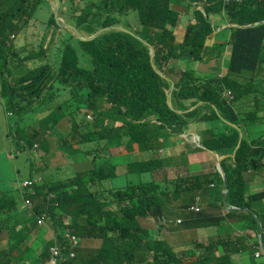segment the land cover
<instances>
[{
    "label": "trees",
    "instance_id": "1",
    "mask_svg": "<svg viewBox=\"0 0 264 264\" xmlns=\"http://www.w3.org/2000/svg\"><path fill=\"white\" fill-rule=\"evenodd\" d=\"M40 6L48 7V0H0V76L8 106L19 112L32 108L35 99L43 97L50 90V83L56 81L64 87L61 92L65 91L68 96L64 104L74 99L76 112L89 110L94 115L92 122L81 121L86 131L80 144L97 148L84 153L85 156L95 155L91 167L66 179L42 180L35 186L38 199L35 215L53 217L62 244H65L62 239L67 229L79 239L101 240L98 249L86 251L74 260L79 259L81 264H123L124 261L143 264L134 254L142 250L147 255L150 247L143 243L147 232L139 225L138 217L161 218L165 214V203L179 200L181 192L195 184L217 181L224 188L216 171L195 178L191 184L188 179L174 181L171 189L174 192L167 191L165 182L143 180V175L163 166L162 160L153 158L129 163L125 186L102 189L116 177V164L104 154L110 147L125 145L128 153H132L133 145L137 144L139 151L158 152L171 135H179L193 125L199 131L204 148L220 155L232 154L240 138L239 129L229 122L243 131L234 159L222 161L229 202L240 210H232L229 215L237 218L238 229L261 234L264 243V215L252 211V203L262 202L264 192L248 194L245 175L249 170L264 169V138H250L244 133L242 123L248 125L252 117L238 114L232 103L244 93L255 90L254 86L249 87L233 76L243 75L245 71L249 72L247 75H264V0H61V9H68L61 12L66 22L88 36L111 26L124 27L130 33L111 30L93 40H80L60 28L51 12L49 25L60 30L59 40L65 32L68 34L63 41L57 74L52 66L44 64L29 69L15 85H10L3 74L9 70V59L16 58L13 45L8 44L9 36L25 27ZM177 6L190 11L182 41H178L175 33L182 17ZM219 18L231 24L226 27L230 43L227 74L200 78L193 69L175 71L173 59L207 60L204 58L206 41L216 33ZM143 41L154 49V66L151 49ZM226 42L215 43L213 50L223 48ZM42 53L41 49L36 57H42ZM24 62L25 58H18L19 65ZM171 74L179 79L172 81ZM171 83H174L173 88ZM261 86L264 87V83L258 88ZM225 88L235 94L231 102L223 95ZM168 95L171 106L167 103ZM63 106L53 102L49 107V114L42 123L50 130L57 124L56 116L61 115ZM51 119L53 122L49 124ZM216 120L218 123L214 126L212 123ZM116 123L121 125L116 126ZM79 125L77 120L73 122L68 137L78 131ZM24 135L25 146L31 151L35 137L30 131ZM99 141H105V146ZM61 149L73 161L81 156L73 147L61 146ZM50 193L55 195L54 199L48 198ZM186 200L190 201L188 198L180 201L185 203ZM8 202L9 205L3 206ZM18 202L15 192H0V213L10 209V205L16 207ZM114 207L117 212L112 210ZM202 213H190L188 221L195 220L196 227L216 224L222 229L223 218ZM64 217H71L72 222L66 225L62 221ZM3 229L0 223V231ZM150 237L154 241L150 264H214L213 254L221 246L224 255L215 261L232 264L228 251L235 254L245 249L244 243L250 238L242 234L226 242H195L190 256H180L161 238L158 230Z\"/></svg>",
    "mask_w": 264,
    "mask_h": 264
},
{
    "label": "crops",
    "instance_id": "2",
    "mask_svg": "<svg viewBox=\"0 0 264 264\" xmlns=\"http://www.w3.org/2000/svg\"><path fill=\"white\" fill-rule=\"evenodd\" d=\"M50 5L53 7L52 3H50ZM177 8L180 10L182 17L180 20V24L175 29V32L176 35H177V31L179 32L181 38L177 36V39L181 40L184 34L185 25L188 23V18L190 19V11L185 9L183 6H177ZM227 26H229V24L224 18L218 19V27L216 28V33L212 34L210 38L207 39L206 41L207 50L204 58L206 57L207 60L206 62H202L199 65V69L208 70L210 66H212L211 67L212 69L214 65H217L219 62L222 64V66L226 65L225 60L224 58H222V56L224 53L229 51V44H227L224 49L216 47V50L214 51L213 48L215 43L227 41L229 35V31L226 30ZM43 28L44 30H40V32L48 33L49 31H51L49 27H45L44 25ZM26 37H27L26 43L18 48L25 47L26 50H28V46L31 43H29V36ZM65 37H66L65 34H63L62 40L65 39ZM11 38H15V35H11ZM62 40L56 39V41L59 42H61ZM221 51L222 54H220ZM26 54L27 52L23 53V55ZM57 59L58 57H56V60L53 62L55 66L57 65ZM34 63H38V60L29 61L27 63V66L25 67H31ZM177 63L180 64V60ZM184 64L186 65L187 68L186 61ZM247 74H249V72L246 71L243 72L242 75L243 80L251 76H254L258 85L261 82L264 83L263 75H247ZM200 76H204V75H200ZM20 77L21 76H13L12 73V82ZM57 84L60 85L58 82H55L52 86H50V90L47 92L44 101H39L38 103L42 102L41 104H45L47 100L51 99L55 105H60V100L63 98L64 95L67 94L61 92V88L57 87L56 86ZM60 86L62 87V85ZM53 90L55 91L51 93L50 91ZM249 96L251 98L250 103L249 101H245V104L242 106V108H246V104H249L251 110L252 109L256 110L258 118L257 120H255V123L258 125L260 132H262L261 134L258 135V137L263 136L264 138V87L261 86L255 89L252 94H249ZM36 104L33 103L32 107ZM40 112L36 114L35 117L33 118V127H35V129L33 131H30L31 135L35 137V142L39 145L38 150H39L40 164L38 165V168L42 166L40 170L43 174H40L37 180L44 178V176L53 173L57 169H60L59 172H61L62 174H66L70 176L74 172V170L71 171L72 167L70 165L60 166L55 170L50 169L48 165L49 162L58 159L61 154H64L63 150L61 149V145L59 144V139L67 132L66 129L69 128V122L65 117L56 116V118L58 119V123L55 125V128L52 131L49 130L45 131L44 129L48 127L47 125H44L42 121L47 118L49 112L44 111V114H41ZM9 113L11 114V112ZM52 122L53 119L49 120V124H52ZM54 136L55 139H53ZM196 136L197 137L199 136L198 129L195 128L194 125L190 126L189 129L185 131L184 134H180L178 136L172 135L169 142H167L166 146L160 150L159 152L160 158L163 159L164 161V168L167 167L166 164H170L171 161L174 162V166L169 169V175L167 178L168 180L176 178V176L178 175L182 177L196 178V176L200 174H213L218 170L217 159L218 156L220 155L208 150L198 151L197 148H200V146L194 143V137ZM73 146H74L73 147L74 150L77 149L79 152L81 151L80 147H78L77 145H73ZM113 150H119V148L115 147L110 149V151ZM0 153L6 156L5 146L2 147V149L0 148ZM140 153H142L141 158L137 156V154ZM154 154L155 153L153 152H141V151L136 153V148H135V150L132 153L127 154L125 157H118L117 155H111V159L118 165V167H117V177L114 180H112L109 184H107L108 187L113 188L114 181L120 177H124L128 179L127 170L124 173L119 172V168L122 166V164L127 165L129 162L141 161L142 159L149 160L153 158ZM9 157H11V154H9ZM118 158H122V160H118ZM224 158L222 159V161L224 160ZM79 160L80 159H78V161ZM71 161L72 163L76 162L73 160ZM77 164H80V162ZM196 166H200L199 171L195 169ZM160 179H162L161 181L165 180L164 178H160ZM246 180H247L248 194H261L264 192V169L258 170L256 172L249 171L248 173H246ZM213 183H215L216 186L211 187L204 185L195 188H188L187 190H185L186 191L185 197L183 196V194H181L182 197L179 200H177L179 202L177 203L176 207L182 204V202L180 201L182 198H188L190 200L191 205L193 204L194 202L193 200L195 198V199H200V201L203 202V206H204L203 209L205 213L207 214L209 212L214 213L216 207L220 206L226 215L227 209H226V205L224 204V196H223L224 190L222 191L221 194V191L218 188L217 183L216 182ZM7 188L8 189H0V192H7L9 190L15 192L16 196L19 197V202L16 207L10 205L11 206L10 209H6L0 213V223H2L3 227H5L3 231H0V264H26L23 263V258L25 255V245L29 242V240H27V236L30 235L32 237H35L36 243L42 248H45V246L55 243V239H53L54 227L53 224L52 223L50 224L47 220L45 222V225H41V226L37 225L34 219L32 221H28L27 217H30V214L28 213L26 207L23 204L22 193L19 191L18 185L11 184V186ZM205 198H207L209 202L216 203L217 205L214 204L210 206V203L207 200H204ZM172 202L173 200L171 201V204ZM257 203L258 206L254 209V211H257L259 209V206H261L264 210V199L262 202H257ZM5 205H9V202L4 204L3 206ZM180 217L183 219L182 221L183 225H178V227L175 229V231L177 232H173V233L179 234L181 239L190 238L192 241L196 240L198 242L227 239L231 237V235L226 234L228 233L227 230L229 229V226L235 223V220H237L235 216L229 215L225 219V221H227L228 223L227 226L224 225L225 229L223 228L221 229L220 227L219 228L208 227L206 229H203L205 226L196 227V225H194L195 220L188 221V218L184 217L183 215H180ZM140 222L142 227L150 232L151 236L156 234L157 228L155 226L156 224L153 218H141ZM219 229H221L223 233H220L218 231ZM158 232L159 235L162 236V230H158ZM239 233L241 232L239 231ZM247 233L250 235L248 246L253 245L254 242H256L257 240L259 241V234L257 232H255L256 237L253 231H247ZM10 238H12L11 240L13 242L11 244L9 243ZM100 245H101V240L99 239H82L80 244V248L82 249L81 252L90 249H98ZM182 246L184 247V244H182ZM19 254L22 255L19 256ZM244 254H249V253L248 251H244L241 254L236 255L235 257H239L240 262H242L241 259ZM216 255H219V250L216 252ZM261 260H262L261 264H263L264 258H262ZM45 264H47V261L45 262Z\"/></svg>",
    "mask_w": 264,
    "mask_h": 264
},
{
    "label": "rangeland",
    "instance_id": "3",
    "mask_svg": "<svg viewBox=\"0 0 264 264\" xmlns=\"http://www.w3.org/2000/svg\"><path fill=\"white\" fill-rule=\"evenodd\" d=\"M230 1L237 2L239 0H229V2ZM44 9H45V6H40L35 11V13H33V15H31L30 23L27 26H25L24 28L20 29V31L16 32L17 37L13 41V43H14L15 47H20L21 45H24L26 43V41H27L26 36H29V43H31L28 46L29 52H31L32 50L38 51L40 48L39 46L43 45L42 50H44L45 58L42 57L41 63H37L36 67L41 65V64H44V63H49L54 68L53 62L56 60V53L58 52V49L56 47L57 41L55 40L54 37L51 38L50 32H48V33L40 32V30H44V28H43L44 21L47 19V16H48L47 10H44ZM50 26H52V25H50ZM70 31H73V30H70ZM81 35L86 37L87 33L83 31V32H81ZM177 36L179 38H181L178 31H177ZM49 40H51V41L48 43ZM16 51L18 52L19 49H16ZM222 58H224L225 64L227 65V62L229 59V53L228 52L224 53ZM172 61L174 63L175 71L178 69L185 70L184 68H186V65L184 63L186 61L187 68L193 69L195 75L200 77V78H211V77L214 78V77H217L219 75V72L225 73V74L227 73L226 65H224L222 68V64L220 62L217 65H214V67L212 69H211L212 66H210L208 70H201V69H199V65L202 62H206L205 60L200 62V61H195V60H190V59H184V60H180V64L177 63L179 61L178 59H173ZM1 64L2 63L0 61V66H1ZM15 64H17L16 61L9 59L8 66H7L9 70L4 75V79H6L10 84H14L16 81V80H14L12 82V72H13ZM25 66H26V64H21V66L18 69H16L15 75L20 76L23 71L27 70V67H25ZM28 68H32V67H28ZM58 69H59L58 67L54 68L55 74L58 72ZM3 70L4 69H2V72H3ZM200 75H204V76H200ZM221 75H224V74H221ZM172 76H174L173 77L174 80L177 79L176 75H172ZM233 78H236V77L233 76ZM252 84L255 88H258L257 81L251 82V85ZM56 86L61 88V86L58 84ZM1 89H2V78L0 76V148L2 149V147H4V146L6 147V156H4L2 153H0V189H8L7 187L11 186V184L12 185H18L19 183H21L23 180H25L27 178H30L32 176L35 178H38L40 176V174H43L40 170L42 166L40 168H38V165L40 164L39 150H33L32 152H30V150L25 146L24 142H25L26 138H25L24 134L28 131H33L35 129V127H33V118L40 111H41L40 112L41 114H44V111H48L49 107L53 105V102L51 99H49L46 101L45 104H41L42 102L38 103L39 101H44L45 94L48 92L47 91L43 97L35 99L34 103L35 104L38 103V104H36L32 108L30 107L29 109L20 113L17 110H14L13 108H10L7 105L6 97L3 96ZM55 90L50 91V92L52 93ZM65 99H66V96H64L60 100V104L64 105L63 111H65L66 114L73 116V114H70V113L76 112V110L74 109L76 102L74 99H69V101L66 102V104H64ZM245 101H249V103H250L251 98H250L249 94H244V95H241L240 97H238L233 102V106L235 108V111L238 114L243 115L246 113V114H249L250 117H252V122L246 126L245 132L247 134H249L250 137L255 138V136H258L262 132H260L258 125L255 123V120H257V118L252 113L253 109L251 110V108L249 107V104H246V108H242V106L245 104ZM55 103H56V100H55ZM9 112H11V114ZM84 112H86V110L82 111V113H84ZM90 115L92 117L91 113H90ZM217 123H218V121L216 122V124ZM70 130H71V125L69 128L66 129V131L69 132ZM53 139H55V136L53 137ZM134 146L136 148V153L139 152L138 147L136 145H134ZM134 146H133V151L135 150ZM118 148H119V150H113V151L109 150L110 154L111 155H117L118 157H125L127 155V152H128L127 147H125V145H122V146H119ZM9 154H11V157H9ZM137 156L139 158H141L142 153L137 154ZM157 157L160 158V153L154 154L153 158H157ZM92 158L93 157H91V156H84L83 158H81L79 160L80 164H73L70 159H67L64 156V154H61L58 159L49 162L48 165H49V168L52 170H55L56 168H58L60 166L70 165L72 167L71 171L72 170L80 171V170H86V169L91 167V165L93 164ZM118 160H122V158H118ZM145 160L146 159H142L141 161H145ZM231 161H232V159H231ZM166 166L167 167H165V168L163 167V168H160L156 171H153L152 172L153 175H152V173L143 175V180L146 182L152 181L153 177L155 178V180H162L160 178L167 179L168 175H169V169L174 166V162L171 161L170 164H166ZM195 169H197V171H199L200 166H196ZM126 170H127L126 164H122V166L119 168L120 173H124ZM55 172L58 175V177L61 179L69 177V175H64V174L59 173L58 170H56ZM158 177H160V178H158ZM126 182H127L126 178L120 177L114 181V186L115 187H121V186L125 185ZM167 186H168L167 191L174 192L173 190H171L172 186H170V185H167ZM247 193H248V191H247ZM181 194H183V196L185 197L186 191L181 192ZM204 200H207L209 202V200L207 198H205ZM204 200H202V201H204ZM178 202L179 201H174V205L176 206ZM187 203H190V201L186 200L185 205ZM209 203H210V206L216 204V203H212V202H209ZM198 204L200 207L198 205H192V207H190V208H195L197 210H199V208H201L200 212H202V209L204 208L203 202H199ZM256 204L254 202L252 203V211L258 206V203H256ZM177 212H178L177 209H175L172 215L167 216V221L172 220V222L171 223L168 222L166 227L163 226V223H162V225L161 224L158 225V223H156L155 226H156V228H158V226H160V227L162 226L161 238L168 241L170 246H172L174 252H176L179 255L183 254L186 256H190L191 250L194 249L193 243L198 242V241H196V240L192 241L190 238L181 239L179 234L173 233V232H177V231H175V229L178 227V225H176V223H175V216H176ZM208 212H209V210H208ZM257 213L260 216L264 215V210L261 206H259ZM209 214L217 216L218 218H223L225 216L224 211L220 207L219 208L216 207V210L214 211V213L209 212ZM225 223H227V221H225L223 223V225H222L223 229H225V226H224ZM213 225H214L213 227L219 228L216 224H213ZM231 225H233V224H231ZM226 226H227V224H226ZM208 227H212V226L206 225L203 229H206ZM261 228H262V226H261ZM234 229L236 230L235 232L228 231V230H230V229H228L227 230L228 233H226V234H230L233 239H236L239 237V235H241V233H239L238 228L236 226ZM218 231L220 233H223V231L221 229H219ZM11 239L12 238H10V240H9L10 242H12ZM27 240H29V242L25 245V255L23 258V263H26V264H45L46 257L49 256L48 250H45L44 248L39 246L36 243L35 237L28 235ZM182 244H184V247L182 246ZM260 249H262V247ZM216 252L217 251H215L214 254H216ZM228 254L230 255L232 264H261L262 263L261 259L264 258V251L261 252L258 257L244 255L241 259L242 262H240L239 257L234 256L233 251H228ZM21 255L22 254H19V256H21ZM215 256L216 257L213 256V263L217 264V262L215 261V258L218 259V255H215ZM260 257H261V259H260ZM190 259L191 258H188L187 260H190ZM63 261H64L63 259L57 260V262L59 264L63 263ZM66 262H69V261L66 259ZM75 264H79V263L76 262Z\"/></svg>",
    "mask_w": 264,
    "mask_h": 264
},
{
    "label": "clouds",
    "instance_id": "4",
    "mask_svg": "<svg viewBox=\"0 0 264 264\" xmlns=\"http://www.w3.org/2000/svg\"><path fill=\"white\" fill-rule=\"evenodd\" d=\"M60 1V9H59V17H60V19L61 20H63L65 23H67L66 22V19L64 18V15H63V13H61L62 11L63 12H67L68 11V9H61V0H59ZM223 1H225V2H229V0H223ZM242 1H244V0H239V1H237V2H242ZM48 2H49V6L48 7H45V9L44 10H47V19L44 21V26L45 27H49L50 29H51V31H49L50 33H51V38L52 37H54L55 38V40L56 39H59V37H60V30H57L55 27H53V26H50L49 25V20H50V15H51V12L53 13V9L56 7V2H55V0H48ZM50 3H52L53 4V7L50 5ZM54 14V13H53ZM55 17V16H54ZM225 19V18H224ZM30 21H31V19H29V21H28V23H27V25L30 23ZM56 21V20H55ZM227 21V20H226ZM228 22V21H227ZM57 23V22H56ZM67 24H69V23H67ZM229 24V23H228ZM26 25V26H27ZM57 25L59 26V24L57 23ZM69 25H71V24H69ZM229 25H231V24H229ZM232 25H236V24H232ZM71 26H73V25H71ZM60 28H62L61 26H59ZM73 27H75V26H73ZM121 27V26H120ZM185 27H186V25H185ZM228 27V26H227ZM24 28V27H23ZM76 28V27H75ZM124 28V27H123ZM62 29H65V30H67L68 31V33H70V34H72V35H74L76 38H78L77 37V33H79L80 35H81V32H83V31H80L78 28H76V31H70V30H72V29H70V28H62ZM126 29V28H125ZM57 31V32H56ZM115 31V30H114ZM185 31V30H184ZM75 33V34H74ZM106 33V32H105ZM65 34V39H67L68 38V34H67V32H65L64 33ZM104 34V33H103ZM11 35H15V38L17 37V34H16V32H13L12 34H10V36H9V41H8V44L10 43V44H12L13 45V52L16 54V58H13L12 60H14V61H16L17 62V64H15V66H14V69L13 70H15L14 72H12L13 73V76H16L15 75V72H16V69H18L21 65H19L18 64V58H25V62L24 63H22V64H26V66H27V63L29 62V61H31V60H33V61H35V60H38V63H41V61H42V57L43 58H45V55H44V50H42L43 51V53H42V57H36V54L42 49V47H43V45H41V46H39L40 48H39V50L38 51H34V50H32L31 52H29L28 50H26V48L25 47H23V48H18V47H15L14 46V43H13V41L15 40V38H11ZM94 35V34H93ZM82 36V35H81ZM92 36V35H91ZM82 37H84V36H82ZM88 37H90V36H86L85 38H88ZM65 39H63L61 42H59V41H57V43H56V47H57V49H58V52L56 53V57H58V59H57V65L55 66L54 65V68L55 67H58L59 68V62H60V56H61V51H62V47H63V41L65 40ZM79 39V38H78ZM182 39H183V37H182ZM182 39L181 40H179V41H182ZM81 40V39H80ZM51 40H49L48 41V43L50 42ZM143 42H145V41H143ZM227 44H229V51H228V53H230V43H229V41H227L225 44H224V46H223V49L225 48V46L227 45ZM207 46V45H206ZM149 47V46H148ZM150 48V47H149ZM16 49H19V51L17 52L16 51ZM151 49V48H150ZM25 52H27V54L26 55H23V53H25ZM220 54H222V52L220 53ZM151 55H152V52H151ZM11 57H14V55H12ZM11 59V58H10ZM178 60H184V59H178ZM36 64L37 63H34L31 67L32 68H28L27 67V70H25V71H23L22 72V74L20 75V76H23L29 69H33V68H35L36 67ZM44 64H49V63H44ZM44 64H41V65H44ZM54 64V63H53ZM41 65H39V66H41ZM50 66H51V64H49ZM39 66H37V67H39ZM224 66V65H223ZM223 66H222V68H223ZM52 68H53V66H52ZM54 68H53V70H54ZM226 68H227V66H226ZM187 69V68H186ZM59 70V69H58ZM178 70H183V69H178ZM227 72H228V70H227ZM5 73L6 72H4L3 74L5 75ZM55 74V73H54ZM57 74V73H56ZM221 74H224V75H221ZM227 74V73H226ZM225 73H221V72H219V75H218V77H222V76H225L226 75ZM0 75H1V73H0ZM196 76V75H195ZM174 76H172V78H171V80L172 81H177L178 79H179V77L178 76H176V78L177 79H175L174 80V78H173ZM235 77L236 78H234V79H237V80H239L240 82H242L243 84H248V86L249 87H252L253 88V84L251 85V82H253V81H256V79H255V77L254 76H251V77H249V78H247V79H245V80H243L242 79V74H239V75H235ZM19 79V78H18ZM17 79V80H18ZM17 80L15 81V83L14 84H10L9 82V84L10 85H15L16 84V82H17ZM170 81V80H169ZM56 81H52L51 83H50V86H52L54 83H55ZM173 86H174V83H171V87L173 88ZM64 89V87L62 86L61 87V90H63ZM254 89H257V88H254ZM48 91V90H47ZM46 91V92H47ZM64 94H65V91H62ZM2 94H3V96L4 97H6V95L4 94V92H3V89H2ZM244 94H252V92H246V93H244ZM243 94V95H244ZM223 95H224V97L228 100V101H232L234 98H235V94L231 91V89H229V88H225L224 90H223ZM64 96H66V98L68 97L67 95H64ZM63 96V97H64ZM169 97H170V95H168ZM6 100H7V98H6ZM236 100V99H235ZM235 100H233V102L235 101ZM167 101H168V98H167ZM232 102V103H233ZM8 103V102H7ZM168 103V102H167ZM170 106H171V102H170ZM235 109V108H234ZM14 110H17V109H14ZM18 111V110H17ZM82 111L83 110H80V111H78V112H75V113H70V114H73V116H70V115H68V114H66L65 113V111H62L61 112V115H60V117H65L67 120H68V122H69V127H70V125H71V130L68 132H66L63 136H61L60 137V139H59V144L61 145V146H64V147H69L70 146V148H72V147H74L73 145H77L78 147H80V149H81V151L79 152L77 149H76V151H78V153H80L81 154V156H80V158L79 159H81V158H83L85 155H84V153H85V151L87 150V149H97L94 145H87V144H80L81 143V141H82V138H83V136H84V134H85V128H84V126H82L81 125V121H84V120H87L88 122H92L93 120H94V115H93V113L91 112V111H89V110H86V112H84V113H82ZM19 112V111H18ZM24 112V111H23ZM253 112L256 114V118H258L257 117V113H256V110L255 109H253ZM21 113V112H20ZM90 113L92 114V117H91V115H90ZM75 120H77L78 121V123L80 124L79 126H80V128L78 129V131L77 132H75L74 133V135L72 136V137H68L69 136V134L72 132V127H73V122L75 121ZM216 122H217V120L215 121V122H213L212 124L215 126V125H217L216 124ZM58 123V122H57ZM108 123V121H106V124ZM230 123V125H232V126H234V127H236L237 129H239V132H240V138H239V140L241 139L242 140V130L240 129V127L239 126H237L235 123H233V122H229ZM119 125H121L120 123H116V126H119ZM246 126H247V124H246V122H244L243 121V123H242V127H243V130H244V133L245 134H247L246 132H245V128H246ZM53 128H55V126L53 127ZM189 129V128H188ZM188 129H186V131L188 130ZM45 131H52V130H50L49 128H45L44 129ZM185 132H183V133H181V134H184ZM180 135V134H179ZM247 135H249V134H247ZM176 136H178V135H176ZM250 136V135H249ZM171 137H172V135H171ZM170 137V138H171ZM258 137V136H257ZM260 138H262L263 136H259ZM170 138H169V140H170ZM250 138H252V137H250ZM64 140H67V142H65ZM169 140H168V142H169ZM34 143H36L35 141H34ZM99 143L101 144V145H103V146H105V141H99ZM194 143L196 144V145H198V146H200V148H197V150L198 151H205V150H207V149H205L204 148V146L201 144V139H200V135L197 137H194ZM238 143H239V141H238ZM238 143H237V145H238ZM240 143H241V141H240ZM167 144V143H166ZM72 145V146H71ZM236 145V146H237ZM240 145V144H239ZM134 146V145H133ZM136 146L138 147V145L136 144ZM166 146V145H165ZM38 147H39V145L36 143V144H34L33 145V148H32V150L30 151V152H32L33 150H38ZM115 147H119V146H112V147H110V149L111 148H115ZM239 147V146H238ZM109 149V150H110ZM163 149V148H162ZM236 149V148H235ZM161 150V149H160ZM160 150L158 151V152H153V153H159L160 152ZM237 150H238V148H237ZM208 151H210V150H208ZM235 151V150H234ZM64 152V151H63ZM141 152H152V151H141ZM211 152H213V151H211ZM216 153V152H215ZM236 153V152H235ZM64 154H65V157L66 158H68V156H67V154L64 152ZM104 154L105 155H109L110 157H111V154H110V152L109 151H107V152H104ZM127 154H129L128 152H127ZM216 154H218V153H216ZM220 155V154H219ZM95 155H91V157H94ZM228 157L230 160L232 159H234V156H235V154H234V152L232 153V154H226V155H220V157ZM225 157V158H226ZM157 158H159V157H157ZM225 158H224V160H225ZM227 158V159H228ZM93 159V158H92ZM159 160H162L163 161V159H161V158H159ZM218 160V159H217ZM223 160V161H224ZM113 161V160H112ZM79 161L77 160L75 163H73V164H77ZM114 162V161H113ZM132 162H136V161H132ZM263 162H264V159H263ZM115 163V162H114ZM129 163H131V162H129ZM128 163V164H129ZM116 164V163H115ZM127 164V165H128ZM117 167H118V165L116 164V177H117ZM164 167V161H163V166L161 167V168H163ZM222 168H223V166H222ZM217 169H218V167H217ZM58 171L60 170V169H57ZM224 170V169H223ZM261 170H263V169H261ZM81 171V170H80ZM249 171H252V170H249ZM248 171V172H249ZM75 172H77L76 170L74 171V173ZM127 172H128V166H127ZM217 172L219 173V175H220V177L222 178V180H223V186H224V188H222L221 187V185H219L218 183H217V181H213V182H216L217 183V185H218V188L220 189V191H221V194H222V191H223V196L225 195V192H226V197L224 196V204L226 205V209H227V212H226V215L223 217V222H222V224H221V226L223 225V223L225 222V219H226V217H228L229 216V213L232 211V210H235V211H240L238 208H236V207H233L231 204H230V202H229V199H228V196H227V194H228V190H227V176H226V186L224 185V179H223V176L221 175V173H220V171L219 170H217ZM225 172V171H224ZM247 172V173H248ZM59 173H61V172H59ZM74 173L72 174V175H70L69 177H72L73 175H74ZM62 174V173H61ZM226 174V173H225ZM64 175H66V174H64ZM152 175H153V173H152ZM202 175H206V174H200V175H198V176H196V178H198V177H201ZM246 175V174H245ZM115 177V178H116ZM68 178V177H67ZM114 178V179H115ZM52 179H54V180H59V179H61V178H59L58 177V175L56 174V172L54 171L53 173H51V174H47L46 176H44V178H41L40 180H37V178H35V177H30V178H27V179H25V180H23L21 183H19L18 184V189H19V191L22 193V199H23V204H24V206L26 207V209H27V211H28V213L30 214V217H27V220L28 221H32L33 219L35 220V223L37 224V225H39V226H41V225H45V222H46V220L51 224H53V227H54V235H53V239H55V243L54 244H51V245H47V246H45V250L46 249H48V252H49V256H47L46 257V260H45V262L47 261V264H59L58 262H57V260L58 259H63L64 261H63V263H61V264H75L76 262H78L79 264H81V262L79 261V259H77V261H75L74 259L78 256V258H79V256H80V254L81 253H84V252H86V251H94V250H96V249H90V250H85L84 252H81V248H80V244H81V240L82 239H79L76 235H74V234H72L71 233V230L70 229H67L66 230V232H65V234H64V239H62L63 241H64V243L66 244H62L60 241H59V238H58V233H57V230H56V221L53 219V217L50 215V214H44V215H42V216H37V215H35V210H36V204L38 203V199H37V193H36V191H35V186L37 185V184H39L42 180H44V181H47V180H52ZM63 179H66V178H63ZM113 179V180H114ZM153 179L155 180V178L153 177ZM181 179H188L189 181H190V184L192 183V182H195L196 180H195V178H188V177H182V176H180V175H178V176H176V178H173V179H171V180H168V179H165V180H163L162 182H165L166 183V185H170V186H174V181H178V180H181ZM112 181V180H111ZM111 181H109L107 184H109ZM159 181H161V180H159ZM26 182H29V184H27V185H24ZM127 182H128V179H127ZM127 182H126V184H127ZM213 182H210L209 184H200L199 186H197V184H195V185H193V186H191V187H188V188H195V187H200V186H211V187H214V186H216V184L215 183H213ZM125 184V185H126ZM125 185H123V186H125ZM123 186H121V187H123ZM108 187V185H106V186H104V187H102V189H105V188H107ZM100 188V187H99ZM108 188H111V187H108ZM116 188H119V187H113L112 189H116ZM212 190H214V189H212ZM48 196V198L49 199H54L55 198V195L54 194H52V193H50V194H48L47 195ZM27 201H29V204H27ZM194 202H193V204L192 205H198L199 206V202H201L200 201V199H195L194 198V200H193ZM186 202V201H185ZM192 205L190 204V203H187L186 205H185V203H182L181 205H179V206H175L174 205V201L172 202V204H171V201H167L166 203H165V208H164V212H165V214H164V216H162L161 218H156V217H151V216H148V217H138L137 218V220H138V223H139V225L141 226V228L142 229H144L143 227H142V225H141V222H140V219L141 218H153V220L155 221V224L156 223H158V225H162V223H163V226H167V224H168V222H172V220H170V221H167V216L168 215H172L173 214V212H174V210L175 209H177V214H176V216H175V223H176V225H183V223H182V221H183V219L180 217V215H183L184 217H189V214L190 213H193V214H199V213H201V214H203L202 212H204V209H202V212H200L201 211V208H199V210H197V209H195V208H190V207H192ZM217 205V204H216ZM200 207V206H199ZM218 208L220 207V206H217ZM221 208V207H220ZM222 209V208H221ZM112 210H115V212H117L118 210H117V208L116 207H114V209H112ZM247 211H248V209H246ZM177 218V219H176ZM85 219V217H82V220H84ZM62 221L66 224V225H69L71 222H72V218L71 217H64V218H62ZM236 221V220H235ZM226 224H228V223H225L224 225H226ZM235 226H236V224L235 223H233V225H230L229 226V229L230 230H228V231H231V232H235L236 230L234 229L235 228ZM237 228H238V226H236ZM144 230H146V229H144ZM157 230H162V226L160 227V226H158V228H157ZM238 231H240L241 232V235L242 234H247V231H252V230H247V231H245V232H243V231H241L240 229H238ZM146 232H147V235H146V239L144 240V244L145 243H148L149 244V247H150V251H149V253L147 254V255H145L143 252H142V250H139V251H137L135 254H134V258L135 259H141V260H143V264H150V262H152V258H153V254H154V250H153V240H151V235H150V232L148 231V230H146ZM254 232V231H253ZM255 233V232H254ZM227 235H230V234H227ZM248 236H250L249 234H247ZM254 235V234H253ZM261 234H259V236H260ZM240 236V235H239ZM262 236V235H261ZM255 237H256V233H255ZM84 239H87V238H84ZM260 239V238H259ZM261 239H262V237H261ZM228 240H235V239H233L232 237H229V238H227V239H219V241H224V242H226V241H228ZM210 241V240H209ZM213 241H218V240H213ZM258 241V240H257ZM208 242V241H207ZM9 243L11 244L12 242H10L9 241ZM248 243H249V241L248 242H245L244 244H245V249H239V251L237 252V253H235L234 254V256H236V255H239V254H241L242 252H244V251H248V253L249 254H244V255H249V256H255V257H258L259 255H260V253L261 252H263L264 251V243H263V241H262V246H261V244H260V240L258 241V243H255L254 242V244L253 245H251V246H248ZM256 244H258L257 246H255ZM101 246V245H100ZM247 246V247H246ZM194 247V246H193ZM262 247V249H260ZM224 249H225V247H224ZM256 249V250H255ZM219 250V255H218V258H220V257H222L223 255H224V253H223V251H222V246H221V248H219L218 249ZM217 250V251H218ZM215 255L216 254H214L213 256L215 257ZM243 255V256H244ZM180 256H183V254L182 255H180ZM184 256H186V255H184ZM242 256V257H243ZM66 259L69 261V262H66ZM120 261H122V260H120ZM123 264H126V262L124 261V262H122ZM134 263V262H133ZM85 264H91V263H85ZM108 264H111V263H108ZM264 264V263H263Z\"/></svg>",
    "mask_w": 264,
    "mask_h": 264
},
{
    "label": "water",
    "instance_id": "5",
    "mask_svg": "<svg viewBox=\"0 0 264 264\" xmlns=\"http://www.w3.org/2000/svg\"><path fill=\"white\" fill-rule=\"evenodd\" d=\"M56 2V7L53 9V13H54V16H55V20L56 22L59 24V26H61L62 28H70L74 31H76V28L65 23L63 20L60 19L59 17V9H60V1L59 0H55ZM237 25V24H236ZM111 30H115V31H121V32H125V33H130L129 30L123 28V27H120V26H111V27H105V28H102L100 29L99 31H97L94 35L88 37V38H85V37H82L79 33H77V37L81 40H93L99 36H101L103 33L107 32V31H111ZM145 45L149 46L151 48V52H152V55H151V62H152V65L154 66V49L152 48V46H150V44L148 42H144ZM168 104L170 105V97L168 96ZM240 141L241 139L239 140V143L238 145L236 146V149L234 151V154L235 152L237 151V148L240 144ZM224 157H220L218 156V160H217V167H218V170L220 171V173L223 175V179H224V185L226 186V174L222 168V159ZM226 197V192H225V195ZM259 240H260V244L262 246V239H261V235L259 236Z\"/></svg>",
    "mask_w": 264,
    "mask_h": 264
},
{
    "label": "built area",
    "instance_id": "6",
    "mask_svg": "<svg viewBox=\"0 0 264 264\" xmlns=\"http://www.w3.org/2000/svg\"><path fill=\"white\" fill-rule=\"evenodd\" d=\"M27 184H29V182H26L24 185H27ZM27 204H29V201H27Z\"/></svg>",
    "mask_w": 264,
    "mask_h": 264
}]
</instances>
